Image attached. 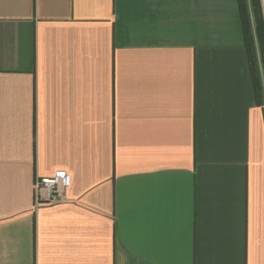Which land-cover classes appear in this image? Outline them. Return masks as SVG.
<instances>
[{"label":"crops","instance_id":"1","mask_svg":"<svg viewBox=\"0 0 264 264\" xmlns=\"http://www.w3.org/2000/svg\"><path fill=\"white\" fill-rule=\"evenodd\" d=\"M262 96L237 0H0V264H264Z\"/></svg>","mask_w":264,"mask_h":264},{"label":"trees","instance_id":"2","mask_svg":"<svg viewBox=\"0 0 264 264\" xmlns=\"http://www.w3.org/2000/svg\"><path fill=\"white\" fill-rule=\"evenodd\" d=\"M254 91L264 95V14L261 0H237ZM263 97V96H262ZM261 97V98H262ZM261 103H262V99Z\"/></svg>","mask_w":264,"mask_h":264},{"label":"built area","instance_id":"3","mask_svg":"<svg viewBox=\"0 0 264 264\" xmlns=\"http://www.w3.org/2000/svg\"><path fill=\"white\" fill-rule=\"evenodd\" d=\"M71 185V175L63 169L53 175L39 176L35 182L37 204H56L67 200V189Z\"/></svg>","mask_w":264,"mask_h":264}]
</instances>
